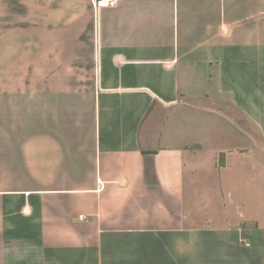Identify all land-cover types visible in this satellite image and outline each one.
I'll list each match as a JSON object with an SVG mask.
<instances>
[{"label": "crops", "instance_id": "obj_1", "mask_svg": "<svg viewBox=\"0 0 264 264\" xmlns=\"http://www.w3.org/2000/svg\"><path fill=\"white\" fill-rule=\"evenodd\" d=\"M209 90L264 152V0H0V264H264V227L195 221Z\"/></svg>", "mask_w": 264, "mask_h": 264}, {"label": "rangeland", "instance_id": "obj_2", "mask_svg": "<svg viewBox=\"0 0 264 264\" xmlns=\"http://www.w3.org/2000/svg\"><path fill=\"white\" fill-rule=\"evenodd\" d=\"M196 78L190 85L187 82V86L190 87L187 89L188 101L194 98L189 91L196 95L206 91L203 81ZM184 90L186 89L182 82L181 91ZM207 92V98H200L202 103L191 102L190 107L181 108L176 126L180 133H185L189 137V141H201L209 150L202 161L204 165L196 166L194 169L195 173L199 174L195 181H198L196 190L199 191L192 198L204 207L211 205L213 200L211 211L214 210V215L197 217L196 224L228 226L244 221L248 226L264 227V152L260 150L261 140L257 138L255 147L250 137L240 132L246 123L237 113L233 112L234 115L227 114V111L221 114L212 113L209 107L215 108L212 104L208 107L206 103L208 99L213 102L218 101V98L212 90ZM246 126L250 128L248 124ZM240 147L244 151L235 152ZM190 173V167L187 165L186 197H189L187 193L191 188ZM202 181L205 183L202 184ZM206 198L210 200L207 204L204 203ZM198 210L203 212V208Z\"/></svg>", "mask_w": 264, "mask_h": 264}, {"label": "built area", "instance_id": "obj_3", "mask_svg": "<svg viewBox=\"0 0 264 264\" xmlns=\"http://www.w3.org/2000/svg\"><path fill=\"white\" fill-rule=\"evenodd\" d=\"M119 0H94V7L96 11L99 12V10L103 8H109L115 6ZM81 220H85L84 217L80 218Z\"/></svg>", "mask_w": 264, "mask_h": 264}, {"label": "trees", "instance_id": "obj_4", "mask_svg": "<svg viewBox=\"0 0 264 264\" xmlns=\"http://www.w3.org/2000/svg\"><path fill=\"white\" fill-rule=\"evenodd\" d=\"M148 173H149V171H148ZM155 183H156V180H155Z\"/></svg>", "mask_w": 264, "mask_h": 264}]
</instances>
